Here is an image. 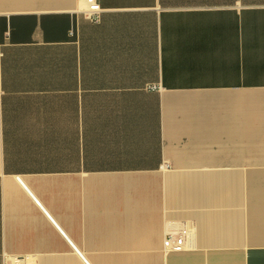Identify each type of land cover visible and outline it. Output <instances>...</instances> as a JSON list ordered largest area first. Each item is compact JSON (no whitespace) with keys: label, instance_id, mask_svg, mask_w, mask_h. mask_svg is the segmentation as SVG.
<instances>
[{"label":"crops","instance_id":"0c3cea01","mask_svg":"<svg viewBox=\"0 0 264 264\" xmlns=\"http://www.w3.org/2000/svg\"><path fill=\"white\" fill-rule=\"evenodd\" d=\"M97 2L0 0V264H264V0Z\"/></svg>","mask_w":264,"mask_h":264},{"label":"built area","instance_id":"2783aa9c","mask_svg":"<svg viewBox=\"0 0 264 264\" xmlns=\"http://www.w3.org/2000/svg\"><path fill=\"white\" fill-rule=\"evenodd\" d=\"M88 8L86 14L94 18L101 10L97 0H86ZM192 229L186 225L181 226L178 230H171L166 233L163 246L168 251L180 252L185 250L192 241Z\"/></svg>","mask_w":264,"mask_h":264}]
</instances>
